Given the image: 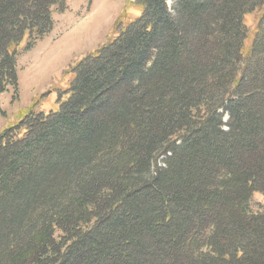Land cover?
<instances>
[{
    "label": "trees",
    "instance_id": "obj_1",
    "mask_svg": "<svg viewBox=\"0 0 264 264\" xmlns=\"http://www.w3.org/2000/svg\"><path fill=\"white\" fill-rule=\"evenodd\" d=\"M66 2L0 0V92ZM167 2L0 132V264H264V0Z\"/></svg>",
    "mask_w": 264,
    "mask_h": 264
},
{
    "label": "rangeland",
    "instance_id": "obj_2",
    "mask_svg": "<svg viewBox=\"0 0 264 264\" xmlns=\"http://www.w3.org/2000/svg\"><path fill=\"white\" fill-rule=\"evenodd\" d=\"M173 3L168 0L167 5ZM67 8H53V27L24 50V37L17 47V87L0 92V132L16 127L30 113H47L59 108L67 98L66 89L73 77V67L86 54L94 51L118 32L113 28L118 18L121 26L140 14L135 0H67ZM128 18V19H127ZM249 30H254L253 17H246ZM255 23V22H254ZM115 29V30H114ZM251 35L245 41L248 46ZM226 119V114L225 117ZM264 205V194L251 198L252 211Z\"/></svg>",
    "mask_w": 264,
    "mask_h": 264
}]
</instances>
